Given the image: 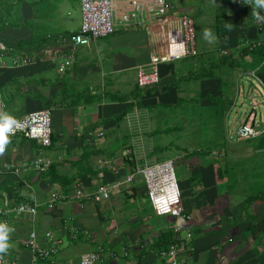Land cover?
<instances>
[{
	"label": "crops",
	"instance_id": "crops-1",
	"mask_svg": "<svg viewBox=\"0 0 264 264\" xmlns=\"http://www.w3.org/2000/svg\"><path fill=\"white\" fill-rule=\"evenodd\" d=\"M8 1L16 3L25 20L23 23L20 20L16 27L0 31V42H33L19 53L34 61L13 66L12 59L6 57L5 65L0 62V88L4 90L0 93V114L16 111L13 116L18 119L48 106L55 125L50 146L40 147L36 141L17 135L9 137V144L0 154V207H4L5 200L14 204L36 199L40 204L34 217L15 212L7 215L8 225L14 231L9 234L10 248L3 254L6 264L36 261L24 245L31 230L43 248L47 247V232L62 240L56 264L75 263L83 253L94 250L99 244L116 255L111 261L107 254L102 264H171L169 257H161L158 252L168 248L178 237L184 245L177 252L181 264H264V161L256 156L263 151L264 134L257 138L258 149L245 146L241 152L242 162L235 158L238 155L232 147L227 148V143L218 142L212 149L205 146L192 152L181 148L188 180L187 186L179 192L190 220L157 212L140 176L133 175L126 182L141 159L136 134L146 133L138 132L134 124L132 126L131 120L137 119L139 108L177 105L181 98H186L189 99L186 102L188 110L196 95H188L186 86H175L176 83L171 81L161 89L157 86L159 83L146 89L137 86L138 68L147 65L153 54L166 49L164 33L177 29L180 15L169 10L163 25L150 22L140 27L117 26L106 38L76 46L75 63L61 70V53H68L72 47L66 37L75 33L80 23L75 30L67 29L65 22L57 16L63 15L64 5H75L76 2L80 5V0H53V33L47 35L34 33L33 26L32 29L22 26L29 22L31 5L37 6L39 0ZM114 1L119 16L128 7L127 1ZM181 10V7L177 9ZM228 37L229 34L224 38ZM239 40L229 48L233 51L229 66L236 70L238 77L249 74L253 78L251 73L258 66L256 56L241 52L243 46ZM185 64L175 65L173 78L190 80L203 74L192 75L190 69L183 67ZM261 82L264 84L263 80ZM206 83L201 84V117L204 122L221 120L222 133H225L226 117L218 106V98L207 97V89L220 90L223 94V81L218 78ZM81 94L84 95L82 102L73 98ZM246 100L244 103L241 100L239 106L240 112L246 113L242 116L248 119L252 116L251 123L260 126L263 120L256 122V117L263 114L264 94L257 108L253 105L254 99ZM209 124L204 128L210 127L209 135H216ZM204 132L202 136H206ZM207 139L202 138L203 141ZM189 142H182L181 146ZM154 149L156 147L153 150L147 148V154L142 155L143 161L159 162L151 157ZM127 150L131 152L129 155ZM37 157L50 159L52 166L42 173L28 167ZM13 168L20 169L15 172ZM78 181L86 192L109 185V196L101 202L75 199L72 195ZM53 191L68 195L60 202L73 198L78 205L58 202L49 207L47 204ZM147 205L152 212L147 210ZM0 222H3L2 217ZM75 224L82 227L83 233L72 238L70 228ZM78 244L92 245V248L75 251ZM36 263L45 264L39 260Z\"/></svg>",
	"mask_w": 264,
	"mask_h": 264
},
{
	"label": "rangeland",
	"instance_id": "rangeland-1",
	"mask_svg": "<svg viewBox=\"0 0 264 264\" xmlns=\"http://www.w3.org/2000/svg\"><path fill=\"white\" fill-rule=\"evenodd\" d=\"M169 1L172 5V8L170 9L172 10V12L177 13L180 16L183 14H187L192 18L196 55L193 57H186L188 59H177L179 60L177 62H159L157 65L159 84L157 86H159V89H161V87L166 85L168 81H171L172 83H176L175 86H186L185 92L188 95H190L191 93H196V95L189 106L190 111H188L189 109L187 110L188 105H186V102H188L189 99L181 98L177 105L166 106L165 104H157L156 106H148L147 108L141 107L143 108V110L139 108V112L136 115L137 119L131 120V122L132 126L134 124L136 131L140 132L143 130L146 132L145 134L137 133L136 139L134 138L139 147L138 154L141 155V162L143 163L142 155H144L145 153L147 154V148H152L153 150V147H156L151 157L154 159L157 158L156 161L159 162L165 161L167 159L172 160L175 179L179 190H181L182 187L185 188L187 186L188 180L187 167L185 166L186 163L183 160L184 157L182 156L184 152L181 151V148H188L190 149L189 152H192L196 151V149L204 148L205 146L212 149V147L218 144V142L222 144L227 143V148L229 149L230 147H232L231 149L235 150L234 152H236L238 155L235 156V158L241 161L243 160L241 152L246 145H250L252 148L257 149L260 147V145L258 146V144L256 143L258 141L257 138L237 141L235 140V133L238 125L242 122L252 124V116H250L248 119L245 116H242L246 113L242 114L239 110L241 100L244 103L247 102V98L254 99V107L256 106L257 108L258 106H260L261 96L262 94H264V84L261 83V79H256L255 77L252 78L249 74H246V77H238V74L235 73L236 70L229 66L231 55L233 54V51H231L229 48L234 47L239 38V34L245 30V27L248 24V17H250L251 19V15L249 14V11L247 9L243 7L234 8L232 0ZM35 5L36 4L31 5L32 9L31 17H29V22L22 24V26L27 28L31 27L29 29H32L33 26V30L35 31L34 33H44V35L53 33V0H39L37 6ZM179 7L183 8V10L177 11ZM62 9L63 15L60 14L57 17L67 23V25L64 23L67 29H77L81 20V10L79 2H76L75 5H64ZM243 10L248 12L241 13ZM9 12L12 16L14 15V22L21 23L20 20H22L23 23V21L25 20V18L22 17L21 13H19V8L17 7V5L10 6ZM67 12H69V15H67ZM227 15L228 18L226 17ZM217 17L218 19L220 18L222 20L227 19L226 21L229 22L228 24L231 26L230 30L227 31L229 37L226 39L220 37L216 32ZM31 22H35L36 24H30ZM222 23L224 24V22ZM205 29L211 30L214 35V39L211 42L204 39L203 37V32ZM227 39H229L228 42L226 41ZM222 51H226L227 54L223 55ZM224 61H226V63H224ZM177 64H185L183 67L190 69L192 75L199 74L200 72H202L203 74H200V76L197 78L191 77L190 80L185 79L186 81L177 80L172 77V71ZM189 64L191 65V68ZM218 78L221 79V82L223 81L222 90L225 92L222 94L220 93V90L212 91L211 89H207L209 93L207 97L218 98V106L221 108V110L224 111L223 115L226 117L225 123L227 125V128L225 126V133H222V126L220 122L221 120H205L204 122L203 118L201 117V110L203 109L200 102V92L202 91L201 84H204L205 82H207L206 84H209L210 81L212 82L213 80ZM88 89L85 90V94H87V91H89ZM2 92H4V90L0 88V93ZM251 94H253V96ZM83 96L84 95L82 94L81 96L75 95L73 98L79 102H82ZM240 108H242V106ZM231 109L233 110V112L230 113ZM5 110H7V107H5ZM221 110L219 109L218 111ZM262 110L264 114L263 105ZM132 112H135L134 109L132 110ZM14 113H16V111L10 112L11 115H13ZM263 114L262 116L261 114H259L256 117V122L258 121L260 123V120H263V123H261L260 126L264 125ZM234 116L236 117V121H234ZM51 119V128L53 129L55 120L52 116V112ZM124 122L127 126L128 123L125 118ZM207 123H210L209 125H211V127L215 129V131L217 132L216 135H209L210 131L208 130V128L210 127L204 128ZM254 125L258 126L257 124ZM199 131L201 132L199 133ZM203 132L206 136H202ZM220 133L221 135L219 138ZM204 137L209 139H207V141H203L202 138ZM181 141L183 143H186L187 141L190 142L185 144L184 146H181ZM175 146H179L180 148H175ZM164 147L166 148L164 149ZM262 150L263 151L257 153L256 156L264 161V148ZM194 154L198 156L197 152H194ZM140 160L138 162V165H140ZM60 203L70 204L71 206L72 204H77V201L73 198H68L65 202ZM143 204H145V202H143ZM77 205L75 206V209ZM149 209L150 207L147 205V210ZM132 212L134 213V211ZM150 212H152V209H150ZM64 218H66V214ZM100 243L102 244V241ZM74 244H77V241ZM83 247L85 249L92 248V245L85 246L84 244H78L74 247V249L75 251H79L80 249H83ZM102 247L104 249L103 254L104 256H106L107 249L105 246ZM57 256L58 253L53 256V260H56Z\"/></svg>",
	"mask_w": 264,
	"mask_h": 264
},
{
	"label": "built area",
	"instance_id": "built-area-1",
	"mask_svg": "<svg viewBox=\"0 0 264 264\" xmlns=\"http://www.w3.org/2000/svg\"><path fill=\"white\" fill-rule=\"evenodd\" d=\"M128 7L126 10L116 14L114 9V0H80L81 20L79 29L75 33H70L66 39L71 43L68 53H61L63 61L60 64V69L64 70L66 66L75 63V47L78 45H89L99 38H106L113 34L117 26L122 27H140L150 22H157L161 25L165 23V18L168 11L172 8L169 0H126ZM233 7H243L249 11L251 15L250 23L253 29L257 32L259 37L256 40H249V34H242L240 40L243 46H246L248 51L261 46L264 42V20H257L253 15V6L245 3L244 0H232ZM244 10V13L248 12ZM264 15V10H261ZM164 43L166 49L162 53L153 54L147 65L141 66L137 71V86L142 89L150 88L159 83L157 65L159 62L172 61L176 59L193 57L196 55L194 45V28L193 20L187 15L183 14L179 17V25L176 30H170L164 33ZM222 54H227L222 51ZM10 57L13 66H20L23 64H30L34 60L30 57H25L12 47H6L0 42V62L4 64V59ZM49 59L53 60V57ZM5 65V64H4ZM251 75L259 79L255 71ZM262 83V82H261ZM264 109V104H263ZM19 127L14 134H9V137L22 136L27 140H34L40 147H48L51 144L52 124H51V110L49 108H42L25 114L17 119ZM264 134V126H256L254 124L241 123L238 125L235 133V140L256 139ZM128 155L131 153L127 151ZM51 160L44 157H37L31 161L27 166L38 173L47 171L51 166ZM142 163V162H141ZM136 166L135 172L127 178L129 182L133 175L137 174L144 182L146 191L150 202L154 209L161 213L169 215L173 218H180L183 220H190V215L187 214L181 204L180 192L175 179L172 160H165L162 162H146ZM20 168H13L17 172ZM125 182V183H126ZM109 185H100L93 191H84L79 181L75 183V189L72 197L80 201H94L101 202L106 199L110 193ZM68 197L62 191H53L50 193L48 206L53 207L58 202L65 200ZM81 202V206L84 203ZM40 204L33 199L30 202L20 201L11 204L7 200L4 201V207H0V217L3 218V223H7V215L10 212L16 214H29L34 217L38 212ZM71 237L75 238L77 235L83 233L82 227L74 225L71 228ZM47 247L43 248L38 245L36 233L31 230L24 243L25 248L36 258V261L44 262L45 264H56L53 260L59 252L62 240L54 238V236L47 232L45 234ZM189 237V235H188ZM184 247L180 237L175 238L173 242L166 249L158 252L161 257H169L171 264H181L177 259L178 250ZM108 258L116 259L114 252L106 247ZM104 249L98 245L94 250L85 252L80 259L75 263L69 264H102L105 261ZM106 254V255H107ZM36 261L21 262L13 264H37ZM0 264H6L3 255H0ZM113 264H119L113 262Z\"/></svg>",
	"mask_w": 264,
	"mask_h": 264
},
{
	"label": "trees",
	"instance_id": "trees-1",
	"mask_svg": "<svg viewBox=\"0 0 264 264\" xmlns=\"http://www.w3.org/2000/svg\"><path fill=\"white\" fill-rule=\"evenodd\" d=\"M12 5H16V3L13 4V3H9L8 0H0V31L1 32L5 31L7 29V27H14V26L16 27L19 24V23L14 22V15L12 16L11 13L9 12V8ZM226 20H222L220 18L218 19V17L216 18V32L222 38H224L225 35L228 34L227 31L230 30V27H231ZM248 20L250 21V18H248ZM248 20H247L248 24L245 27V30L239 34V38L242 34L246 33V34H249V36H250V38H248L249 40H256V38L259 37V35H257V32L253 29L251 23ZM222 22H224V24ZM221 24H222V26H221ZM239 38H238V40H239ZM239 41L241 42V40H239ZM3 44L6 47H12V48L16 49L17 51H19V50H22L24 47H27L28 45L29 46L32 45L33 42H31V41L26 42V41L19 40L15 43H11L9 41H6ZM241 49H242L241 52H243V53L245 52V53L255 54L256 64L258 66L253 71H255L256 75L258 74L261 77V79L264 81V42L261 44V46H259L258 48H255L251 51H248L246 46H243ZM44 108H49V107L45 106ZM134 169H135V165H134ZM134 172H135V170L133 171V173Z\"/></svg>",
	"mask_w": 264,
	"mask_h": 264
},
{
	"label": "clouds",
	"instance_id": "clouds-1",
	"mask_svg": "<svg viewBox=\"0 0 264 264\" xmlns=\"http://www.w3.org/2000/svg\"><path fill=\"white\" fill-rule=\"evenodd\" d=\"M253 6V15L257 20H264V15L261 14V10H264V0H244ZM203 37L210 42L214 39V35L211 30L205 29ZM226 55V54H223ZM19 127V121L11 114H0V154L5 150V147L9 144V134H14ZM14 231V228L7 223L0 222V255L6 254L10 248L9 234Z\"/></svg>",
	"mask_w": 264,
	"mask_h": 264
}]
</instances>
